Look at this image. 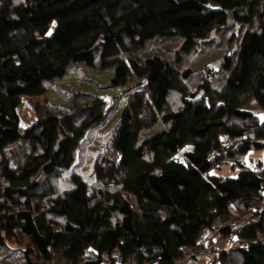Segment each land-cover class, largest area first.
Segmentation results:
<instances>
[{
    "label": "trees",
    "instance_id": "trees-1",
    "mask_svg": "<svg viewBox=\"0 0 264 264\" xmlns=\"http://www.w3.org/2000/svg\"><path fill=\"white\" fill-rule=\"evenodd\" d=\"M229 27L222 64L192 90L195 70L182 68L179 52L194 53ZM167 40L180 42L176 60L144 53ZM76 63L113 66L112 86L139 87L120 116L119 157L98 160L95 182L75 173L58 192L41 185L43 178L72 166L86 131L104 119L106 102L77 93L68 112L25 128L18 108L24 95L45 93ZM222 72L227 79L217 88L211 78ZM252 99L264 108V0H0V264L21 238L22 264H118L116 250L121 264H185L208 235L213 244L217 236L244 246L206 264H230L235 251L239 264H264V211L254 209L263 198L262 165L241 160L264 149V117L241 107ZM212 148L221 153L208 162ZM225 159L243 166L237 176L210 175Z\"/></svg>",
    "mask_w": 264,
    "mask_h": 264
},
{
    "label": "rangeland",
    "instance_id": "rangeland-1",
    "mask_svg": "<svg viewBox=\"0 0 264 264\" xmlns=\"http://www.w3.org/2000/svg\"><path fill=\"white\" fill-rule=\"evenodd\" d=\"M230 28V29H229ZM225 28L213 32L208 38V41L199 45L194 53L182 54L179 52L180 42L178 40L155 41L146 48L144 53H154L160 51L165 53L170 60H176L177 53L181 57L180 65L182 68L191 66L195 72L191 78L192 90L199 87L204 74L207 71L219 69L223 62V57L229 51L228 44L231 37H233L232 28ZM233 44H231L232 46ZM235 45V44H234ZM176 53V54H175ZM62 58L67 61L70 57V51L66 47L61 48ZM114 67L100 69L84 63H76L68 68L66 74L60 78L55 79L49 84L46 92L37 96L24 95L22 103L18 108L20 115V123L23 128L30 126L39 118L48 114L61 115L68 112L74 102V95L77 93H91L106 102L105 117L102 122L92 126L84 134L81 143L76 151V157L72 166L63 170L60 174L52 177L43 178V183L52 185L58 192L69 188L72 185V174H79L89 183L96 181L94 171L95 164L103 156L110 159H117L119 153L114 148V139L118 132L119 121L121 113L125 107V103L129 94L138 89L139 84H130L127 87H114L111 85V80L114 75ZM228 73L222 72L219 77H212V84L217 87H223ZM171 100L179 105V97L173 95ZM243 109L255 112L260 118L264 117V108H262L256 99L250 100L248 103L241 106ZM191 145L182 148L177 154L176 158L183 160V151L191 149ZM19 156L21 148L19 145L12 147ZM243 165L247 163V167L253 168L258 162H261L260 172L264 170V149H250L244 158H241ZM230 159L223 160L220 164L214 166L210 170V175L226 177H235L243 166L235 164ZM44 188V187H43ZM132 201L136 202L135 196H132ZM215 237V245L222 249H236L232 247L233 239L228 237L227 240L219 241ZM21 244H10L4 253L5 264H22L23 249L21 247L26 244V238H21ZM232 262L230 264H239L240 258L238 252L235 251L231 255ZM211 258L205 256L203 258H195L193 260L185 259V264H206ZM45 264H65L61 260H54Z\"/></svg>",
    "mask_w": 264,
    "mask_h": 264
},
{
    "label": "built area",
    "instance_id": "built-area-1",
    "mask_svg": "<svg viewBox=\"0 0 264 264\" xmlns=\"http://www.w3.org/2000/svg\"><path fill=\"white\" fill-rule=\"evenodd\" d=\"M229 145H230L229 140L223 139L222 147L223 148L224 147H228ZM220 153H221V149L212 148L207 154V161L208 162H213L214 160L217 159V157L220 155ZM244 166L247 167V163H244ZM258 173L260 174V176L264 177V173L263 172L259 171ZM262 185L264 187V182L262 183ZM254 209L259 210V211H264V192H263L262 201L260 202V204H258L256 207H254ZM242 223H243V221L239 220L237 222H233L232 225H237V224L240 225ZM223 225H224V223H222V222L218 223L215 226V231L218 230L219 228H221ZM211 239L213 240V237H210V235L206 236L204 238L203 242L200 244V247L196 248L192 252L191 256L195 257V258H203L205 256H208V257L211 258L210 261L218 262L219 254L221 253V251L226 250V248H222V249L217 248V246L211 242L212 241ZM260 240L262 242H264V236H261ZM243 246H244V244H243V242L240 239L233 240V242H232V247L233 248H239V247H243ZM113 260L116 263H118V264L122 263V258L120 257L119 252L117 250L114 252ZM132 262H136V261L133 260ZM104 263L105 264H109L110 260H106ZM143 264H157V262L156 261H148V262H145Z\"/></svg>",
    "mask_w": 264,
    "mask_h": 264
},
{
    "label": "crops",
    "instance_id": "crops-1",
    "mask_svg": "<svg viewBox=\"0 0 264 264\" xmlns=\"http://www.w3.org/2000/svg\"><path fill=\"white\" fill-rule=\"evenodd\" d=\"M261 172H263V171H261Z\"/></svg>",
    "mask_w": 264,
    "mask_h": 264
}]
</instances>
